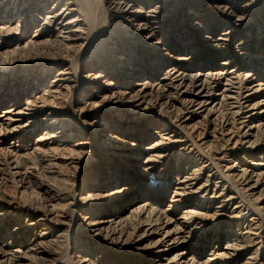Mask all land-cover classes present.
I'll use <instances>...</instances> for the list:
<instances>
[{
    "label": "bare ground",
    "instance_id": "6f19581e",
    "mask_svg": "<svg viewBox=\"0 0 264 264\" xmlns=\"http://www.w3.org/2000/svg\"><path fill=\"white\" fill-rule=\"evenodd\" d=\"M0 19V264H264V0H0ZM169 23L171 67L128 48Z\"/></svg>",
    "mask_w": 264,
    "mask_h": 264
},
{
    "label": "rangeland",
    "instance_id": "374dc122",
    "mask_svg": "<svg viewBox=\"0 0 264 264\" xmlns=\"http://www.w3.org/2000/svg\"><path fill=\"white\" fill-rule=\"evenodd\" d=\"M95 4V3H94ZM60 5V4H59ZM98 6V7H97ZM97 6H96V4H95V7H94V13H95V11H96V22H97V26H98V28L99 27H102V25H104L103 26V29L101 28V30H103L102 31V37L101 38H104L105 36H107V34L109 33V31H108V28H109V26H108V24H107V18L106 17H104L103 18V23H104V20H105V23L103 24L102 23V21H101V19H102V17L100 16V13H101V7L97 4ZM97 7V8H96ZM55 8V7H54ZM210 14H215L213 11H210ZM46 15V14H45ZM70 15V14H69ZM67 13L63 16V19H64V22H63V24L61 25L62 27L63 26H65V24L66 23H68V22H70L72 19H71V15L69 16ZM99 15V16H98ZM40 16H42L41 14H40ZM22 18V17H21ZM30 19H33V16L32 17H29ZM28 18V19H29ZM3 19V18H2ZM0 21H1V19H0ZM60 23H61V21H60ZM77 23V22H76ZM76 23H74V24H72L71 26H72V30H75V29H80V28H78L79 26H81L82 27V25L80 24L79 26L77 25L76 26ZM106 24H107V26H106ZM116 24H119V23H115V25ZM100 25V26H99ZM61 26H58V28H60ZM76 26V27H75ZM119 26V25H118ZM83 28V27H82ZM82 28H81V30H82ZM107 29V30H104V29ZM69 30V29H68ZM81 30H79V31H81ZM32 31V30H31ZM61 32H60V36H62V37H66L68 34L66 33L67 32V30H60ZM105 31V32H104ZM180 32V30H178V29H174L172 26H171V24L169 23L165 28H164V30L163 31H161V35H160V37H154V38H149L150 40L149 41H147L146 43H145V45H140V46H132L133 44H130V45H127V43H126V45L128 46V48H130V49H132L133 48V50L135 51V52H137V54L138 55H141L142 57L143 56H148V58H144L143 57V60H146V59H148V62H149V60H153V61H155V59L157 58V60H160V61H164V62H162V63H164V69H165V67H166V69L167 68H169V67H171L172 65H173V63H166V60L167 59H169V58H167V56H168V50L169 49H172V48H175L176 46H175V44H173V43H170V45H167L166 44V41L167 40H174V38L178 35V33ZM206 32H208L207 30H206ZM206 32H204V34H202L203 36H205V35H207L206 34ZM105 33V34H104ZM130 34H131V32H130ZM131 36V35H130ZM132 38H133V36H131ZM78 38H79V36L78 37H76L75 39H77L78 40ZM74 39V38H73ZM159 39H162V41H159ZM75 40L76 42H75V48L77 47V46H79V45H81L82 44V41L81 40ZM142 40H144V36L142 35V36H140V37H138V38H135V40H133V42L135 41H138V42H141ZM162 42H164V44L167 46V47H164L163 45H156V46H153V47H149V48H147L146 46L147 45H149V44H154V43H162ZM129 44V43H128ZM110 44H105L104 45V48H106V49H108L110 46H109ZM126 46V47H127ZM74 49V48H73ZM72 49V50H73ZM168 49V50H167ZM107 54L108 55H110V59L113 61L114 60V58H113V56H114V54H111L110 53V51H107ZM121 55L119 54H116L115 55V57H120ZM116 64V63H115ZM117 65V64H116ZM67 68V66L65 67V69ZM67 72H69V70H66V73ZM54 76H56V74L54 75ZM58 78H60V77H58ZM53 79H55V77L53 78ZM52 79V80H53ZM55 84L56 85H61V83L60 82H58V80L55 82ZM55 84H53V85H55ZM90 88H92V86L90 87ZM12 93V92H11ZM105 94H107V93H102V94H100L99 95V98L96 100V101H99V100H101L102 98H103V96L105 95ZM97 96V95H96ZM65 100V99H64ZM83 102L82 101H77V102H75V105L73 106L74 107V110H76V112L77 113H80V111H82L83 110V108H84V105L82 104ZM125 105H128V104H124V106ZM123 106V105H122ZM129 106V105H128ZM128 106H125V110H128V111H130V112H132L133 110H136V111H138L139 110V108L140 107H138V108H136V106L135 105H133L132 107H128ZM127 107V108H126ZM92 122H96V120L95 119H89L88 121H87V123L88 124H91ZM263 226H264V222H263Z\"/></svg>",
    "mask_w": 264,
    "mask_h": 264
}]
</instances>
